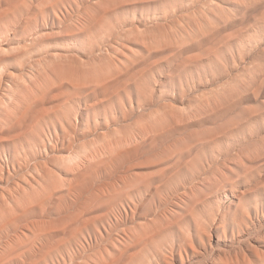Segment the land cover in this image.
Listing matches in <instances>:
<instances>
[{"label": "rangeland", "instance_id": "rangeland-1", "mask_svg": "<svg viewBox=\"0 0 264 264\" xmlns=\"http://www.w3.org/2000/svg\"><path fill=\"white\" fill-rule=\"evenodd\" d=\"M0 201V264H264V0H0Z\"/></svg>", "mask_w": 264, "mask_h": 264}, {"label": "bare ground", "instance_id": "bare-ground-1", "mask_svg": "<svg viewBox=\"0 0 264 264\" xmlns=\"http://www.w3.org/2000/svg\"><path fill=\"white\" fill-rule=\"evenodd\" d=\"M11 197V196H10ZM8 200H9V198H7ZM10 201V200H9ZM3 204H4V201H0V211L2 210V208H3ZM246 229V228H245ZM238 234V233H237ZM239 235V234H238ZM233 236V235H232ZM261 239V238H260ZM262 239H263V236H262ZM228 240V239H227ZM144 241V240H143ZM259 241H261V240H259ZM262 242V241H261ZM200 252V251H199ZM202 252V251H201ZM180 259V258H179ZM183 260V258L181 259V261Z\"/></svg>", "mask_w": 264, "mask_h": 264}]
</instances>
